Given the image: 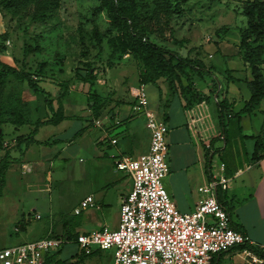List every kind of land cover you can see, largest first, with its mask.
I'll list each match as a JSON object with an SVG mask.
<instances>
[{"label": "rangeland", "instance_id": "obj_1", "mask_svg": "<svg viewBox=\"0 0 264 264\" xmlns=\"http://www.w3.org/2000/svg\"><path fill=\"white\" fill-rule=\"evenodd\" d=\"M246 2L126 0L125 7L139 25H147L152 30V41L179 51L185 57H199L205 64L214 65L220 79L235 67L239 69L237 76H251L250 69L244 70L234 55L240 49L241 34L247 27L243 11ZM100 4V0H60L58 9L39 22L32 20L31 10L15 15L0 4L1 60L30 73H35L39 65L45 63L42 76H39L41 84L49 91L55 107L58 99H62L68 116L66 120H69L63 138L57 137L61 128L48 125L40 128L41 144L20 146V137L29 136L37 120L50 117L46 95H34L27 82L12 75L0 86V160L6 153L17 157L16 161L10 159L6 187L0 196V248L42 238L53 230L65 235L69 229L66 219L73 227L83 228L81 220L85 212L91 210L85 208L80 216L74 213L75 207L81 206L79 193L88 189L81 170L90 164L93 155L87 149H80L68 158L64 151L71 154L68 144L80 128L90 126L95 107L100 108L103 117L113 103L128 97L130 85H137L143 69L139 53L123 50V22L114 25L107 9L96 11ZM176 39L182 40V44ZM219 44L224 54L219 51ZM27 49L35 51L26 55ZM90 68L96 75L93 87L84 80ZM190 72L193 76L194 72ZM242 91L248 98L250 91L246 85L242 86ZM237 103L234 110L239 112L244 103L242 99ZM229 121L237 123V119ZM75 141L85 144L81 135ZM221 161L216 155L211 170L219 171ZM113 195L117 196L115 192ZM221 197L229 206L233 203L229 188L221 191ZM105 213L110 227L120 217V205L107 208ZM57 258L66 260L62 264H112L114 251L98 250L91 255L68 242ZM221 264H264V259L256 261L242 252H235L225 256Z\"/></svg>", "mask_w": 264, "mask_h": 264}, {"label": "crops", "instance_id": "obj_2", "mask_svg": "<svg viewBox=\"0 0 264 264\" xmlns=\"http://www.w3.org/2000/svg\"><path fill=\"white\" fill-rule=\"evenodd\" d=\"M220 45L218 48L222 52ZM234 55L242 63L244 70L248 71L249 67L244 62L240 49ZM211 67L213 73L196 75L193 79L197 90L210 96L209 101L195 103L190 107L186 106V100L178 92L171 94L164 79H160L157 85H146L150 108L169 126L168 143L171 155L164 185L179 210L186 213L194 211L204 197L199 187L206 185L212 176L221 174V171L212 170L208 174L206 170V153L210 149L212 163L218 155L222 158L221 164L225 165L224 177L229 180L233 199V203H230L234 207L231 212L232 221L243 226L254 243L264 245V149L260 151L262 158L253 160L256 137H263L264 143V100L251 113L243 114L239 122H229L227 141L218 140L221 133L218 101L227 100L232 104L233 110L238 106V100L242 99L245 104L251 96L248 87L251 76H237L236 71L239 69L235 67L228 70L232 72H227L225 78L219 79L215 66ZM214 82L218 84L215 93ZM138 85L139 82L137 85L132 83L126 99L113 103L103 117L93 120L90 126H83L75 133V138L68 144L71 154L64 151L68 158L80 149H87L93 155L90 164L81 170L82 176L88 182V189L79 193L78 203L92 195L97 208L90 207L91 210L85 212L84 220H81L83 228L77 227L78 233L105 227L115 230L119 227L120 217L116 223L107 226L105 210L119 204L121 213L122 199L132 190L133 182L126 172L116 168L115 160L121 155L138 157L147 152L150 145V132L145 116L132 111L135 100L133 91ZM243 85L250 91L248 98L243 95ZM68 123L69 120H64L56 125L61 128V134L57 137L63 138L62 133L66 132ZM46 126L41 127V130ZM41 130L36 136L38 140H41ZM79 135L84 138L85 144H77L75 139ZM112 139L117 142L112 143ZM212 139L215 140L211 145ZM217 148L219 151L215 152ZM77 207L79 206L75 208ZM84 210L77 216L82 215ZM71 243L75 248H80L76 241ZM93 258L95 261L96 257Z\"/></svg>", "mask_w": 264, "mask_h": 264}, {"label": "built area", "instance_id": "obj_3", "mask_svg": "<svg viewBox=\"0 0 264 264\" xmlns=\"http://www.w3.org/2000/svg\"><path fill=\"white\" fill-rule=\"evenodd\" d=\"M133 95L132 111L145 116L150 132L149 149L138 157L121 155L115 160L116 168L133 182L132 190L122 199L119 227L79 233L80 247L87 252L93 248L113 250V264H213L216 255L249 244L263 255L251 249L241 252L256 261L263 260L264 245L232 227L231 214L218 198V191L230 186L224 177V163L220 165L221 174L199 187L204 197L196 209L189 213L179 210L164 185L169 172V126L150 108L145 84L139 83ZM95 123L100 125L99 121ZM95 206L94 197L89 195L74 212L79 215ZM63 243L49 232L42 238L3 247L0 264H44L46 256Z\"/></svg>", "mask_w": 264, "mask_h": 264}, {"label": "trees", "instance_id": "obj_4", "mask_svg": "<svg viewBox=\"0 0 264 264\" xmlns=\"http://www.w3.org/2000/svg\"><path fill=\"white\" fill-rule=\"evenodd\" d=\"M101 4L96 7V11L101 12L107 9L110 19L114 25H119L123 22V35L122 41L125 44L124 51H132L139 53L143 61V69L139 75L140 84H156L160 79H164L169 86L171 94L178 92L182 98L186 100V106L190 107L195 103L203 101H209L210 96L199 92L194 84L193 76L195 75H207L213 73V67H207L204 60L201 58H189L183 56L179 51H173L166 47L160 46L150 39V33L152 30L147 25H139L137 19L132 13L126 12V0H100ZM0 4L12 11L15 15H19L24 11L31 10L32 20L35 22L45 20L53 11L58 9L60 0H1ZM245 16L247 17V27L243 29L240 42V54L248 65L251 71V79L248 81V87L251 91L250 98L245 102L243 108L239 112H234L233 106L227 100L218 101L219 118L221 133L217 137L218 140L227 141L228 138V125L229 119L240 118L245 113H251L261 102L264 100V0H247L243 7ZM170 15V13H168ZM97 33L98 26L95 27ZM173 33L174 30L171 29ZM178 44H182V40H175ZM35 49H27L26 55L34 52ZM45 68V63H41L35 73H30L25 70H19L16 67L4 63L0 58V86L4 85L9 76H15L20 81L27 82L29 89L34 95L45 94V103L51 113L47 119H39L35 123L33 130L27 137L21 136L19 139V145H31L41 144L36 136L39 133L41 127L46 125H58L64 120L68 119L65 113V107L62 99H58V106L55 107L53 99L49 97L50 93L41 84L42 72ZM194 75L191 76V72ZM231 72V71H230ZM86 83H89L91 87L96 84V75L91 71V68L87 71L84 77ZM218 84L214 82L213 93L216 92ZM20 100H18V103ZM100 108L95 107L93 120L100 118ZM215 139L211 140V145ZM256 147L253 156V160L256 161L262 158L260 151L264 149L263 137H256ZM21 152L24 150L20 147ZM1 150V148H0ZM219 148L215 152H218ZM210 149H207V163L206 170L208 174L212 169V161L210 157ZM12 156V157H11ZM15 161L17 157L6 153L0 160V196L3 194V190L6 187V173L9 169L10 159ZM219 200L227 207V210L231 214L233 206L229 204L221 197V191H218ZM69 229L66 233H56L54 230L51 232V236L55 238L63 239L64 243L62 247L49 253L46 256L44 264H62L66 260L58 259L57 254L62 251L65 244L71 241L77 242L79 233L77 227H73L70 220H67ZM232 227L236 230L247 234L243 226L232 222ZM244 249H251L255 252L263 255L255 247L249 244H243L236 246L229 251L218 254L213 259V264H221L224 256L229 253L241 252ZM98 250L95 249L88 253L94 255ZM105 251V250H101ZM57 258V259H56Z\"/></svg>", "mask_w": 264, "mask_h": 264}]
</instances>
